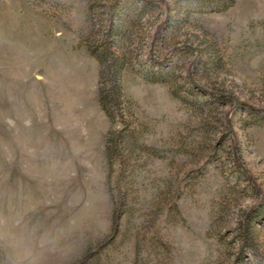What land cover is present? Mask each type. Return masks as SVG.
I'll list each match as a JSON object with an SVG mask.
<instances>
[{
	"label": "rangeland",
	"instance_id": "obj_1",
	"mask_svg": "<svg viewBox=\"0 0 264 264\" xmlns=\"http://www.w3.org/2000/svg\"><path fill=\"white\" fill-rule=\"evenodd\" d=\"M0 264H264V0H0Z\"/></svg>",
	"mask_w": 264,
	"mask_h": 264
},
{
	"label": "trees",
	"instance_id": "obj_2",
	"mask_svg": "<svg viewBox=\"0 0 264 264\" xmlns=\"http://www.w3.org/2000/svg\"><path fill=\"white\" fill-rule=\"evenodd\" d=\"M115 79H116V81H115V85H116V87L114 88V94L116 93L117 100L119 101V100H120V94H121V86H120V84L118 83V79H119V78L117 77V78H115ZM105 93H106V92H104V90H101V103H102L103 108L105 109L107 115L109 116V118H110L111 120H114L113 112H112V110H110V109L108 108L107 105L114 106L113 101L115 102V99L112 100V99L110 98V97H111L110 92H107L106 94H105ZM117 100H116V101H117Z\"/></svg>",
	"mask_w": 264,
	"mask_h": 264
}]
</instances>
